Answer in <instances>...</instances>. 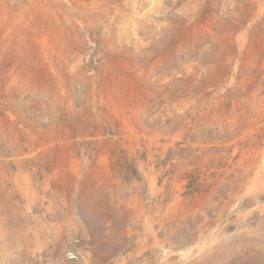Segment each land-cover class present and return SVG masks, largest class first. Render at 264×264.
Returning a JSON list of instances; mask_svg holds the SVG:
<instances>
[{"label":"rangeland","instance_id":"1","mask_svg":"<svg viewBox=\"0 0 264 264\" xmlns=\"http://www.w3.org/2000/svg\"><path fill=\"white\" fill-rule=\"evenodd\" d=\"M0 264H264V0H0Z\"/></svg>","mask_w":264,"mask_h":264}]
</instances>
